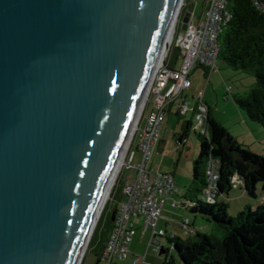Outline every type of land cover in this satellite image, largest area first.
Wrapping results in <instances>:
<instances>
[{
	"label": "water",
	"instance_id": "obj_1",
	"mask_svg": "<svg viewBox=\"0 0 264 264\" xmlns=\"http://www.w3.org/2000/svg\"><path fill=\"white\" fill-rule=\"evenodd\" d=\"M182 3L0 0V264L81 263Z\"/></svg>",
	"mask_w": 264,
	"mask_h": 264
},
{
	"label": "trees",
	"instance_id": "obj_2",
	"mask_svg": "<svg viewBox=\"0 0 264 264\" xmlns=\"http://www.w3.org/2000/svg\"><path fill=\"white\" fill-rule=\"evenodd\" d=\"M228 8L232 18L219 36V60L232 70L255 79L248 91L233 96V100L251 121L264 129V0H229ZM169 57L168 66H176L178 51L172 49ZM205 75H209L206 70ZM185 125L179 143L183 142L192 122ZM207 127L208 136L197 134L200 150L193 163L186 198L194 203L188 211L201 215L213 224V229L210 234L200 231L189 233L187 238L168 236L169 248H164L163 264H177L175 254L181 264H264V204L255 211L246 206L231 218L228 203L206 204L200 200L207 186L206 167L211 158L221 163L218 199L232 192L234 176L242 181L241 186L247 195L256 198L258 185L264 192V156L240 143L212 119L209 112ZM122 176L121 173L88 246V253H94L98 262L114 228L112 212L123 200Z\"/></svg>",
	"mask_w": 264,
	"mask_h": 264
},
{
	"label": "built area",
	"instance_id": "obj_3",
	"mask_svg": "<svg viewBox=\"0 0 264 264\" xmlns=\"http://www.w3.org/2000/svg\"><path fill=\"white\" fill-rule=\"evenodd\" d=\"M183 2L182 5L187 7L183 15L189 14V22L182 25L174 43L181 64L171 67L166 61L157 69L142 114L129 141L121 168L124 169L122 174L126 171L132 172V177L125 178L123 182V200L118 205L114 228L101 254L100 262L106 264H118L130 258V247L138 234V220L142 221L141 229L151 233L149 249L154 248L160 253L165 247L158 245L157 238L168 235L167 231L160 227L165 207L168 205L173 210L182 207L185 211L194 207L192 201L179 198V189L171 173L161 172L151 165L155 150L161 141L168 109L172 104L178 105L181 115L198 111L196 122L192 123L191 128L196 131L201 127L200 134L209 135V111L200 105L202 96L197 98L199 105L194 108L185 94L192 88V71L204 69L210 76L218 69L219 36L230 22L232 14L228 8L229 0H204L200 15L197 13L196 0ZM137 152L140 154L139 159ZM220 169L219 160L211 158L208 161L207 186L200 195V200L206 204L217 202ZM241 185L242 181L234 176L233 187ZM181 226L188 231L190 220L184 218ZM132 264H148L147 256L134 255Z\"/></svg>",
	"mask_w": 264,
	"mask_h": 264
},
{
	"label": "rangeland",
	"instance_id": "obj_4",
	"mask_svg": "<svg viewBox=\"0 0 264 264\" xmlns=\"http://www.w3.org/2000/svg\"><path fill=\"white\" fill-rule=\"evenodd\" d=\"M185 1V0H184ZM198 3L197 13L200 15L202 12V2L203 0H196ZM184 3V2H183ZM184 14V5L181 7V11L178 16L177 24L174 27L175 33L174 37L171 40L169 50L166 53L165 62L168 61L170 51L175 48L174 43L177 40L178 33L182 29L183 25V15ZM181 64V59L178 62V66ZM218 69L213 72L210 76H206L204 69H195L192 71L190 75V79L193 82V88L190 92L188 100L192 107H198L197 98L202 96V101H200V105L206 107L208 111L211 112V116L220 123L232 136H234L240 143L249 147H253L255 151L259 154L264 155V129L261 125L256 122L251 121L246 114L235 104L233 100V96L237 94H242L249 90L251 86L254 85L255 79L251 76L244 74L240 71H234L227 66L223 61H217ZM196 93V98L192 99V94ZM192 110V108H191ZM169 112V109H168ZM198 111L189 112L186 116H179L168 114L166 118L165 129L162 131L161 138L164 140L160 144V151L158 154H154L152 160L153 168H165L166 166L170 169L175 168V160L179 156L180 152H183L184 147L178 143L179 136L184 132V126L187 121H191L193 124L196 122ZM201 127L195 131L190 128V132L188 135L187 147L189 150H192V146H196L194 149V153L192 151L183 152V158L181 163V170L185 172L187 171V165L190 166V173L193 171V163L198 156V152L200 150V142L197 134H200ZM136 151V150H135ZM254 151V152H255ZM163 152V153H161ZM140 154L137 152V159H139ZM124 169L120 170L117 175V179L115 184L121 175ZM123 182L125 178L132 177V172H125L122 174ZM114 184V186H115ZM114 186L110 193L109 198L107 199L106 205L101 213L105 212L106 206L111 198V194L113 192ZM182 190V194H185L184 189ZM187 200L185 197H183ZM189 200V199H188ZM217 201H224L228 203V215L231 218H235L241 211L245 210L246 206H249L252 211H255L256 208L260 205L264 204V192L261 189L260 185L257 186V197L251 198L247 195L242 186L233 187L232 192L228 198L223 197L217 199ZM173 213V218L176 219L177 224L175 231L179 234H183V230H185L181 226V222L184 218H188L191 222L196 223L197 230L201 233L210 234L213 229V224L209 223L206 219H204L199 214H193L189 211H185L182 207H179L175 210H171ZM100 216V218H101ZM99 218V220H100ZM99 222V221H98ZM151 238V233L149 232L145 239L136 237V241L138 246H134V253L137 255H148V258L151 261V264H163L164 256L160 255L154 248L149 249V241ZM157 241L162 242L166 248H169V243L166 238H158ZM150 251V253H148ZM177 258V264H181L178 256L175 254ZM97 257L94 253H88L87 251L84 255L82 264H96ZM99 264H106L104 262H99ZM118 264H132L131 257L126 262H119Z\"/></svg>",
	"mask_w": 264,
	"mask_h": 264
},
{
	"label": "crops",
	"instance_id": "obj_5",
	"mask_svg": "<svg viewBox=\"0 0 264 264\" xmlns=\"http://www.w3.org/2000/svg\"><path fill=\"white\" fill-rule=\"evenodd\" d=\"M205 74V73H204ZM192 88H193V82H192ZM192 88L185 94V96L187 97V98H189V95H190V92L192 91ZM196 93H194L193 92V94H192V99L193 98H196L197 96V94L195 95ZM168 114H172V115H176L177 117H179V116H186V115H181L179 112H178V105L177 104H172L171 106H170V108H169V112H168ZM209 114H210V117L212 118V119H214L212 116H211V112L209 111ZM167 118V117H166ZM215 120V119H214ZM187 122H190V121H187ZM186 122V123H187ZM165 124H166V120H165V123H164V125H163V127H162V131L165 129ZM186 127V125L184 126V128ZM189 132H190V128H189V130L187 131V133H186V135H185V138H184V140H183V142L182 143H179L180 145H182L183 147H184V149H183V152L185 153H187V152H189V151H192V153H194V149L196 148V146H192V150H189L188 149V145H187V141H188V135H189ZM180 137V136H179ZM238 140V139H237ZM164 140L161 138V141H160V143L158 144V146H157V148H156V150H155V154H158L159 153V151H160V144L163 142ZM249 148L254 152L255 150L253 149V147H251V146H249ZM183 152H180L179 153V156L176 158V160H175V168L172 170V169H170V168H168L167 166L165 167V168H163V167H161V168H154V169H158V170H160L161 172H164V173H171L172 175H173V177H174V183H175V185H176V187L179 189V198H181V199H184L183 197H185L186 198V191H187V188L189 187V185H190V182H191V179H192V174L190 173V166L188 167V165H187V171L185 170V172L184 171H182L181 169V163H182V158H183ZM161 153H163V152H161ZM199 153V152H198ZM255 153H257V154H259L257 151H255ZM260 155H262V156H264L263 154H260ZM197 158V157H196ZM180 189H184V192H185V194H182V190H180ZM226 196V198H228L229 196H230V194L229 195H223V196H221L220 198H223V197H225ZM187 199V198H186ZM224 202V201H223ZM171 210H173V209H171L168 205L165 207V209H164V211H163V216H162V219H161V221H160V227L161 228H163V229H165L166 231H167V237L168 236H170V235H173V236H177V237H181V238H187L188 237V235H189V233L190 234H193L195 231H198L197 229V227H196V223L195 222H191L190 221V225H191V227L188 229V231L185 229V230H183V234H179L178 232H176L175 231V228L174 227H176V225L177 224H179V223H177V221H174V220H176V219H174L173 218V213H172V211ZM137 227L139 228L138 229V234H137V236L139 235V237H141L142 239H145V237L147 236V234L149 233V232H145L143 229H141V227H142V221L141 220H138L137 221ZM136 236V237H137ZM136 237H135V239H134V241H133V243H132V245H131V247H130V251H131V259L133 258V256L134 255H137V254H135L134 253V246L135 247H137L138 246V243H137V241H136ZM167 237H163V238H167ZM158 239V238H157ZM158 242V245H161V246H163V247H165L166 248V246L162 243V242H159V241H157ZM151 251V250H150ZM150 251L148 252V253H150ZM147 263L148 264H151V261H150V259L148 258V255H147Z\"/></svg>",
	"mask_w": 264,
	"mask_h": 264
},
{
	"label": "bare ground",
	"instance_id": "obj_6",
	"mask_svg": "<svg viewBox=\"0 0 264 264\" xmlns=\"http://www.w3.org/2000/svg\"><path fill=\"white\" fill-rule=\"evenodd\" d=\"M184 1V0H183ZM183 4V3H182ZM179 16V15H178ZM177 21H178V17L175 19H173L172 20V23H171V26H170V29H169V33H168V35H167V41H168V43H171V40H172V38H173V34H174V27H175V25L177 24ZM163 58V59H162ZM165 58H166V53L164 54H162V56H161V59L158 61V64L155 66V68L153 69V71H152V73H151V77H150V79H149V82L150 81H153V79H154V75H155V73H156V71H157V69L161 66V65H163L162 64V62L164 61L165 62ZM153 78V79H152ZM152 79V80H151ZM148 82V89H150V86H151V83L152 82H150L149 83ZM148 89H147V91H148ZM135 127V126H134ZM133 130H134V128H133ZM130 141V140H129ZM129 141H127V144H126V146H125V149H124V152H123V154H122V157H121V159H120V162H119V165H118V167H117V170H116V172H115V175H114V178H113V182H112V184H111V187H110V191H109V196H110V193H111V191H112V188H113V186H114V184H115V181H116V179H117V175L119 174V172H120V170H121V167H122V165H123V161H124V157H125V154H126V151H127V148H128V142ZM109 196L107 197V199L109 198ZM107 199L105 200L106 202H107ZM106 202H105V205H106ZM105 207V206H104ZM99 221V220H98ZM84 258V257H83ZM83 258H82V260H81V263L80 264H82V261H83Z\"/></svg>",
	"mask_w": 264,
	"mask_h": 264
}]
</instances>
